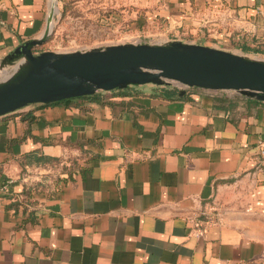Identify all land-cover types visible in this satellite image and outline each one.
<instances>
[{
  "label": "crops",
  "instance_id": "0c3cea01",
  "mask_svg": "<svg viewBox=\"0 0 264 264\" xmlns=\"http://www.w3.org/2000/svg\"><path fill=\"white\" fill-rule=\"evenodd\" d=\"M162 1L151 17L189 30L225 11L264 43V0ZM50 4L0 0V62L41 36ZM250 45L239 49L264 55ZM181 89L132 85L1 115L0 264H264V101ZM208 206L218 221L196 236Z\"/></svg>",
  "mask_w": 264,
  "mask_h": 264
},
{
  "label": "water",
  "instance_id": "95a60500",
  "mask_svg": "<svg viewBox=\"0 0 264 264\" xmlns=\"http://www.w3.org/2000/svg\"><path fill=\"white\" fill-rule=\"evenodd\" d=\"M53 2L41 36L20 43L0 62V116L28 105L144 84L174 83L181 91L198 87L264 101V59L243 48L233 52L171 39L84 51L34 52L32 48L42 43L51 29ZM15 59L18 61L13 63ZM5 63L10 67H2Z\"/></svg>",
  "mask_w": 264,
  "mask_h": 264
},
{
  "label": "rangeland",
  "instance_id": "374dc122",
  "mask_svg": "<svg viewBox=\"0 0 264 264\" xmlns=\"http://www.w3.org/2000/svg\"><path fill=\"white\" fill-rule=\"evenodd\" d=\"M52 26L46 39L32 49L34 52L84 51L114 44L163 42L179 39L205 44L233 52L246 41L248 45L264 43L251 40L242 22L225 11L210 13L194 21L190 29L178 27L163 16L151 17L162 0H54ZM247 45V44H246ZM264 59V56H257ZM18 60H13L16 63ZM1 67V66H0ZM5 69L10 66L2 65Z\"/></svg>",
  "mask_w": 264,
  "mask_h": 264
},
{
  "label": "built area",
  "instance_id": "2783aa9c",
  "mask_svg": "<svg viewBox=\"0 0 264 264\" xmlns=\"http://www.w3.org/2000/svg\"><path fill=\"white\" fill-rule=\"evenodd\" d=\"M258 153L264 160V136L258 141ZM205 211L208 212V217L199 222V225L197 224L198 226L194 230V235L196 236L201 235L209 225L214 224L218 221V210L214 209L211 206H208Z\"/></svg>",
  "mask_w": 264,
  "mask_h": 264
},
{
  "label": "trees",
  "instance_id": "16d2710c",
  "mask_svg": "<svg viewBox=\"0 0 264 264\" xmlns=\"http://www.w3.org/2000/svg\"><path fill=\"white\" fill-rule=\"evenodd\" d=\"M241 46L244 47V48H249V46H246V44H244V43H243ZM250 48H253V47H250ZM256 50H258V49H256ZM260 50H261V49H260ZM262 50H263V49H262Z\"/></svg>",
  "mask_w": 264,
  "mask_h": 264
}]
</instances>
